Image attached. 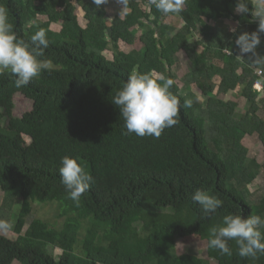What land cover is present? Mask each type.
Masks as SVG:
<instances>
[{"label":"trees","instance_id":"obj_1","mask_svg":"<svg viewBox=\"0 0 264 264\" xmlns=\"http://www.w3.org/2000/svg\"><path fill=\"white\" fill-rule=\"evenodd\" d=\"M246 2L245 14L235 11L237 0H187L182 13L164 15L147 0H128L126 7L119 0L99 6L93 0H0L18 37L29 41L38 30L46 32L49 47L39 59L55 66L19 89L15 77L0 75V222L9 224L10 208L21 200L9 229L15 239L0 234V264H210L177 255L178 239L195 236L206 241L215 264H264V255L241 258L234 240L228 242L231 256L208 246L210 229L223 226L227 215L264 219V195L250 190L264 163L248 156L242 144L246 135L257 136L264 147L258 114L264 98L254 88L256 69L264 77V65L235 45L242 32L258 31L256 3ZM176 15L182 24L173 31L169 20ZM224 22L234 23L236 31L224 29ZM259 35L256 52L264 56V33ZM181 51L194 66L184 80L200 95L183 96L176 86L173 67ZM134 71L174 80L170 92L180 101L179 122L159 138L125 135L124 119L112 103ZM237 88L247 90L251 102L242 130L237 103L218 98ZM16 94L32 103L21 117L12 115ZM187 100L190 107L184 106ZM23 136L30 138L32 153ZM65 156L94 177L79 204L61 183ZM197 190L223 202L216 213L203 215L192 200ZM35 202H57L62 227L33 219L23 232ZM57 248L59 257L47 251Z\"/></svg>","mask_w":264,"mask_h":264},{"label":"clouds","instance_id":"obj_2","mask_svg":"<svg viewBox=\"0 0 264 264\" xmlns=\"http://www.w3.org/2000/svg\"><path fill=\"white\" fill-rule=\"evenodd\" d=\"M127 6L128 0H119ZM97 6L107 3V0H93ZM187 0H147V6L155 8L164 15L180 14L184 11ZM235 11L239 14L248 13L246 0H237ZM256 17L260 18L258 31L242 32L235 40V45L241 54L251 53L256 57V64L264 65V56H259L256 49L261 44L259 33H264V3L258 7ZM235 32L236 29H231ZM49 47L46 32L41 29L30 37L29 41L18 37L14 26L9 21L5 7L0 6V75L6 73L15 77L16 88H23L38 77L42 70L51 65L50 60H41L44 50ZM174 80L160 74L134 71L121 90L117 92L112 103L119 109L124 119L125 135L134 133L139 137L153 136L159 138L166 128L176 125L180 111L179 99L170 92ZM191 106V101L184 103ZM59 173L71 200L79 204L81 196L90 190L95 182L94 177L77 162L76 159L65 156L61 160ZM205 217L216 213L222 206V201L205 191L197 190L192 195ZM11 225L0 222V228L10 229ZM264 219L258 215L243 217L242 215H227L223 218V226L210 229L211 238L208 246L218 249L222 255H232L228 242L234 240L238 245L241 258L257 259L264 255Z\"/></svg>","mask_w":264,"mask_h":264},{"label":"rangeland","instance_id":"obj_3","mask_svg":"<svg viewBox=\"0 0 264 264\" xmlns=\"http://www.w3.org/2000/svg\"><path fill=\"white\" fill-rule=\"evenodd\" d=\"M254 1L256 3V11H257V9L261 5V3H264V2H262V0H254ZM117 10H118V8H116L114 10V12H112L113 15L116 13ZM256 11H255V13H256ZM77 13H78V17H80V24L82 26H85L87 20L84 17L85 15H84L83 11L80 8H78ZM121 13H123V10H120V14ZM113 15L110 14L108 19H112ZM169 23L172 26L173 31L179 30L180 26L182 24L181 19H180V15H176L174 18H171L169 20ZM222 26L224 29L229 30V31H231V29L235 28V24L231 23V22H224V24ZM60 28H61L60 26H52V29L55 31H59ZM200 30L201 29H199L198 32H200ZM141 46L142 45L139 44V42L136 44V48L139 50L142 49ZM122 47H123L122 48L123 51H126V52L129 51V49L125 45H122ZM106 55H108V57H110V58H113V53L108 52V53H106ZM52 68H55V66L51 64L48 69H52ZM193 68H194V66H193L191 60L189 59V57L187 56V54L184 51H181L176 55V64L173 67V70L177 74L176 86L183 96H188V94L190 92L194 93L195 95H200L199 90H197L196 86H194L190 83H186L184 80V77L190 71H192ZM155 76H158V74H155ZM215 80L217 81V78H215ZM246 93H247V90L242 91L240 93V91L237 88L236 91H231L227 95H219L218 96V98L220 100L233 101V102L237 103V108H236L235 112H236L237 126L240 130H242L243 126L248 122L247 113H248V108H250V106H251V102H250V100L247 99ZM260 94L261 95H260L259 99H263L264 98V91L260 92ZM203 98H204V103H205L207 101V98L205 96ZM31 107H32V103L30 100L25 99L20 94L14 95V97H13V109H12V115L14 117H21L24 113L30 111ZM258 114L262 119H264V109H261ZM0 118H1V116H0ZM22 142L27 147L28 152L32 153L34 151V148H33V145H32L30 138L23 136ZM242 144L247 149L248 156L256 159L260 164L264 163V147H263L262 143L259 141L257 136L246 135L242 140ZM250 190H251L252 194H255V197L258 195H264V172H262L256 178L254 183L251 184ZM2 202H3V192L0 191V209L2 207ZM20 207H21V200H17L11 206L9 224H11V222L13 220V216L15 215L17 210H19ZM59 214H60V209H59V205L57 202L49 203V204H42V203H37V202L32 203V213L26 222V227L24 228L23 232L26 231V229L28 228V225L30 224V222L33 219H41V220L46 221L47 223H49L53 227L61 228L65 219L61 218L59 216ZM5 215H6V213H5ZM6 218H7V215H6ZM0 234L15 239V237H13L14 233L10 232L9 229H1ZM50 250L51 249L47 250L48 253L49 254L52 253L55 257H59L62 254L61 249L57 248V249H54L51 251ZM206 250H207L206 241H204L202 238L197 237V236L190 237V238H184V239H178V241H177L176 253L178 256H182L184 254H192V255L197 256L201 259L208 260V262L210 264H215V262L213 260L208 259ZM14 264H19V263L15 262Z\"/></svg>","mask_w":264,"mask_h":264},{"label":"built area","instance_id":"obj_4","mask_svg":"<svg viewBox=\"0 0 264 264\" xmlns=\"http://www.w3.org/2000/svg\"><path fill=\"white\" fill-rule=\"evenodd\" d=\"M224 53L229 54L227 50H225ZM256 73L258 74V78L256 79L254 83V88L258 93H260L264 91V77H263V72L261 69L257 68Z\"/></svg>","mask_w":264,"mask_h":264},{"label":"crops","instance_id":"obj_5","mask_svg":"<svg viewBox=\"0 0 264 264\" xmlns=\"http://www.w3.org/2000/svg\"><path fill=\"white\" fill-rule=\"evenodd\" d=\"M173 18H174V17H173ZM223 24H224V23H223ZM212 25H214V24L212 23ZM126 47L129 49L128 52H130L132 48H131L130 46H127V45H126ZM125 52H126V51H125ZM128 52H127V53H128Z\"/></svg>","mask_w":264,"mask_h":264}]
</instances>
